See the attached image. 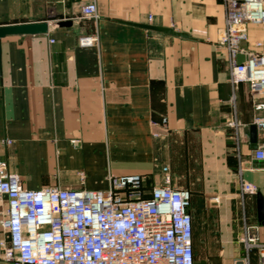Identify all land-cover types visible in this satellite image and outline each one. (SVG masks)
Here are the masks:
<instances>
[{
	"label": "crops",
	"instance_id": "crops-1",
	"mask_svg": "<svg viewBox=\"0 0 264 264\" xmlns=\"http://www.w3.org/2000/svg\"><path fill=\"white\" fill-rule=\"evenodd\" d=\"M92 1L98 17H84ZM225 16L224 0H0V26L49 24L45 34L0 40V138L12 140L0 159L31 189H105L110 174L143 175L153 187L169 175L193 205L218 211L214 234L235 254L232 264L246 254L247 226L264 242V161L255 157L264 128L257 147L250 140L264 97L231 78ZM82 36L96 40L83 46ZM257 39L264 26L250 25L243 47L253 50ZM243 182L256 192L244 193ZM6 210L4 200L0 218ZM251 258L257 264L255 250Z\"/></svg>",
	"mask_w": 264,
	"mask_h": 264
},
{
	"label": "built area",
	"instance_id": "built-area-1",
	"mask_svg": "<svg viewBox=\"0 0 264 264\" xmlns=\"http://www.w3.org/2000/svg\"><path fill=\"white\" fill-rule=\"evenodd\" d=\"M224 5L220 42L227 50L231 78L248 82L252 92L264 97V39L255 40L253 50L243 47L249 26H264V0H224ZM82 14L98 17L95 1L83 5ZM95 40L82 36L80 44ZM239 54L246 57L242 63ZM257 108L264 110V101ZM255 124L264 128V113ZM10 142L0 138V156ZM255 157L264 161L263 147ZM146 181L139 174H110L105 189H31L0 159V202H7L0 218L5 237L0 264H195L189 191L173 186L169 175L150 189ZM242 190L254 193L256 186L243 182ZM241 241L246 254L232 264H252L253 250L257 264H264L257 227L247 226Z\"/></svg>",
	"mask_w": 264,
	"mask_h": 264
},
{
	"label": "rangeland",
	"instance_id": "rangeland-1",
	"mask_svg": "<svg viewBox=\"0 0 264 264\" xmlns=\"http://www.w3.org/2000/svg\"><path fill=\"white\" fill-rule=\"evenodd\" d=\"M10 140V139H9ZM12 142V140H10ZM10 142V143H11ZM4 153V152H3ZM2 153V155H3ZM1 155V156H2ZM60 176L57 171L53 174H46V177L52 180H56ZM80 182L84 183L85 175L78 174ZM94 176V175H92ZM49 182V180L45 181ZM49 182V183H50ZM148 188L152 187L150 183H147ZM48 186V185H45ZM149 196V193H147ZM191 200V199H190ZM193 218V248L195 253V264H230L232 257L235 256L233 253H229L223 250V239L220 237V230L214 234V223L212 220V213H217L212 210L211 206L206 205H193L192 200L190 201V208ZM210 220V221H209ZM4 232L2 230L1 241H0V256L2 257V243L4 241Z\"/></svg>",
	"mask_w": 264,
	"mask_h": 264
},
{
	"label": "water",
	"instance_id": "water-1",
	"mask_svg": "<svg viewBox=\"0 0 264 264\" xmlns=\"http://www.w3.org/2000/svg\"><path fill=\"white\" fill-rule=\"evenodd\" d=\"M129 24L139 26L150 31H157L164 34H170L181 38H190L186 32L177 31L172 27L158 26L153 24L145 23H134L128 22ZM67 24V23H60ZM49 24L47 21L42 22H29V23H19V24H10L0 26V40L7 35H35V34H45L48 32ZM243 54H239L237 57L238 63H242L245 60ZM257 136H258V127L256 124L250 126V140L253 147H257ZM258 210L260 216H264V198L260 195L258 196Z\"/></svg>",
	"mask_w": 264,
	"mask_h": 264
},
{
	"label": "trees",
	"instance_id": "trees-1",
	"mask_svg": "<svg viewBox=\"0 0 264 264\" xmlns=\"http://www.w3.org/2000/svg\"><path fill=\"white\" fill-rule=\"evenodd\" d=\"M146 185H147V183H146ZM147 187H148V185H147ZM190 199H191V196H190ZM191 201V200H190ZM189 208H190V204H189V207H188V211H189ZM189 213L191 214V212L189 211ZM192 216V215H191ZM192 221H193V218H192ZM193 250H194V248H193ZM194 261H195V253H194Z\"/></svg>",
	"mask_w": 264,
	"mask_h": 264
}]
</instances>
